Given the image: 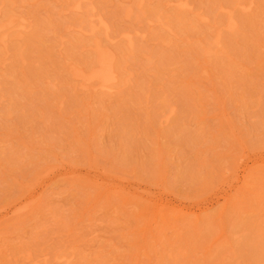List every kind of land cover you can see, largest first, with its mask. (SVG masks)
I'll return each mask as SVG.
<instances>
[{"label":"rangeland","instance_id":"obj_1","mask_svg":"<svg viewBox=\"0 0 264 264\" xmlns=\"http://www.w3.org/2000/svg\"><path fill=\"white\" fill-rule=\"evenodd\" d=\"M0 264H264V0H0Z\"/></svg>","mask_w":264,"mask_h":264},{"label":"bare ground","instance_id":"obj_2","mask_svg":"<svg viewBox=\"0 0 264 264\" xmlns=\"http://www.w3.org/2000/svg\"><path fill=\"white\" fill-rule=\"evenodd\" d=\"M1 29H2V27H1ZM99 55H100V57H98L99 58V65H97L98 67H96L95 69H93L94 68L93 67L92 68L93 70L91 71V73L88 76L85 75V78L87 76V80H90L89 82H91L90 84L94 85V83L91 80H93L94 82H97V84L99 83V86L96 84H95V86H98L99 88L104 89L106 91V89H108V88L110 89V84H111L112 80L115 79L113 76L114 74H112V60H111L110 56L107 54V52L106 53L103 52L102 54H99ZM84 81H86V80H84ZM89 82L87 81V84H89ZM82 83H83V81H82ZM87 84H85V85H87ZM112 84H114V82H112ZM112 89H113V87H112Z\"/></svg>","mask_w":264,"mask_h":264}]
</instances>
